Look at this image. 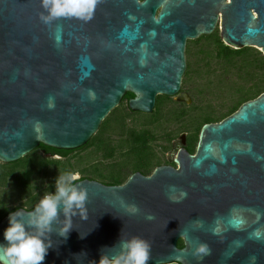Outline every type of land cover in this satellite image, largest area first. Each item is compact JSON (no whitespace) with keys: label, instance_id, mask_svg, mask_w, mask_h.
Returning a JSON list of instances; mask_svg holds the SVG:
<instances>
[{"label":"water","instance_id":"1","mask_svg":"<svg viewBox=\"0 0 264 264\" xmlns=\"http://www.w3.org/2000/svg\"><path fill=\"white\" fill-rule=\"evenodd\" d=\"M42 11L41 0H0L3 164L39 145L83 147L126 93L128 109L144 114L157 96L183 102L186 40L209 34L218 13L227 47L264 53V0H100L87 22L45 23ZM173 162L120 185L77 181L88 193L86 219L72 217L67 238L51 235L42 264H98L132 236L151 243L149 264H264V92L205 123L194 154L179 148ZM12 212L0 220V245ZM199 243L206 254H193Z\"/></svg>","mask_w":264,"mask_h":264},{"label":"rangeland","instance_id":"2","mask_svg":"<svg viewBox=\"0 0 264 264\" xmlns=\"http://www.w3.org/2000/svg\"><path fill=\"white\" fill-rule=\"evenodd\" d=\"M197 58L188 48L180 86V93L186 95L183 102L157 96L153 112L144 114L128 112L126 101H122L104 119L90 145L67 158L44 155L42 149H36L20 159L22 163L0 162V220L14 207L27 210L46 192L54 194L60 172H79L81 178L98 182L108 181L114 177L109 174L116 173L125 182L134 172L133 155H125L132 134L148 135L150 165L139 172L150 175L156 166L174 160L184 140L194 151L205 118L218 122L234 111L242 98H253L264 88V53L260 49L245 48L240 54L209 63Z\"/></svg>","mask_w":264,"mask_h":264},{"label":"clouds","instance_id":"3","mask_svg":"<svg viewBox=\"0 0 264 264\" xmlns=\"http://www.w3.org/2000/svg\"><path fill=\"white\" fill-rule=\"evenodd\" d=\"M100 0H41L44 11L40 17L45 23L60 18L90 21ZM62 159V157H57ZM79 172H63L55 181V193L46 192L32 211L16 210L9 216V227L4 231L7 245H0V260L4 264H42L52 247L51 235L67 238L72 229V217L84 215L88 202L87 190L77 181ZM127 210L136 214V205ZM63 216V220L61 219ZM26 217V218H25ZM148 220L154 216L146 217ZM55 226V227H54ZM151 243L141 237L119 240L116 245L102 251L98 264H149ZM208 246L199 243L194 255L206 254ZM91 264H96L92 261Z\"/></svg>","mask_w":264,"mask_h":264},{"label":"trees","instance_id":"4","mask_svg":"<svg viewBox=\"0 0 264 264\" xmlns=\"http://www.w3.org/2000/svg\"><path fill=\"white\" fill-rule=\"evenodd\" d=\"M244 49H241V50H233V49H231V48H229V47L226 46L225 47V56L226 55L229 56L232 53L240 54L241 52L244 51ZM262 92H264V88L262 89V91H259L258 94L255 97H257ZM132 97H133V95L131 93H126V95L124 96V98L122 99V101H126V103H127V101L130 98H132ZM255 97H253V98H251V97L242 98L239 101V105L237 106V108L242 103H244V102H246L248 100L254 99ZM237 108L234 111H236ZM234 111L230 112L228 115H230ZM128 112H130L129 109H128ZM228 115L222 117L220 120H222L223 118L227 117ZM220 120H218V122ZM204 121L207 122V123H211L212 122L211 119H209V118H205ZM103 122L104 121H102V123ZM215 122H217V121H215ZM194 138H195V136H194ZM93 140H94V137H92L83 147H81V148H79L77 150H81V149L85 148L86 146L90 145V143ZM148 141H149V138H148V135L146 133H137V134L130 135V140L128 141V144H129V147L128 148L129 149H128V151L125 152L126 153L125 155H133L134 162L132 163V170H134V172H139V170L146 169L150 165L149 164V156H147V155H149V152H150L151 149H150L149 146H147ZM36 149H42L44 155L59 156V157H62V159L67 158L69 154H71L72 152L76 151V150H73V151L56 150V149L49 148V147H46V146H43V145H39V147L36 148ZM186 149L189 150V151H192V149L189 148V147H186ZM44 161H46L47 163H52V161H49V160H44ZM44 161H42V163H45ZM19 162L22 163V161H19ZM135 166H137V167L135 168ZM109 175H112L114 177L108 178L109 179L108 181L101 180L100 182L103 183V184H105V185H120V184H122V182L119 180L118 174L111 173ZM84 179H89V178L83 177L80 180H84ZM89 180H93V179H89ZM19 208L20 207H14V208L10 209L8 212H6L5 215L8 214V213H10V212H12V211H15V210H17ZM34 208H35V206H31L27 210H32Z\"/></svg>","mask_w":264,"mask_h":264},{"label":"flooded vegetation","instance_id":"5","mask_svg":"<svg viewBox=\"0 0 264 264\" xmlns=\"http://www.w3.org/2000/svg\"><path fill=\"white\" fill-rule=\"evenodd\" d=\"M139 1H142V0H139ZM158 12H159V9L156 10L155 16L158 14ZM201 39H204V40H201ZM225 47H226V45L224 44L223 40H221V37H220V13H218L217 14V20L215 23V27L213 28V30L209 34L201 35L197 39H194V40H186L185 53L188 50V48H192L194 55L198 57L197 58L198 62L209 63V62H213V61L224 60V58H225ZM189 143H190L189 141L185 142V140H184V142L181 143L180 148H184L189 154L192 155V154H194L195 149H194V151L187 150L186 147L190 148ZM164 165L165 166H172L174 168L177 167L173 161L168 162ZM239 205L243 206L245 204L240 203ZM237 214L239 216L245 218L246 220L248 219L247 213L239 211V212H237ZM252 220H253V218L250 217V222ZM177 247L178 248L182 247V240L181 239H179L177 241ZM174 264H178V263H174Z\"/></svg>","mask_w":264,"mask_h":264},{"label":"bare ground","instance_id":"6","mask_svg":"<svg viewBox=\"0 0 264 264\" xmlns=\"http://www.w3.org/2000/svg\"><path fill=\"white\" fill-rule=\"evenodd\" d=\"M182 98H185V96H182Z\"/></svg>","mask_w":264,"mask_h":264}]
</instances>
